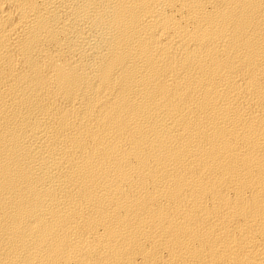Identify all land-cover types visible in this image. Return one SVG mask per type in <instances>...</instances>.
Returning <instances> with one entry per match:
<instances>
[{"label": "bare ground", "instance_id": "bare-ground-1", "mask_svg": "<svg viewBox=\"0 0 264 264\" xmlns=\"http://www.w3.org/2000/svg\"><path fill=\"white\" fill-rule=\"evenodd\" d=\"M0 264H264V0H0Z\"/></svg>", "mask_w": 264, "mask_h": 264}]
</instances>
